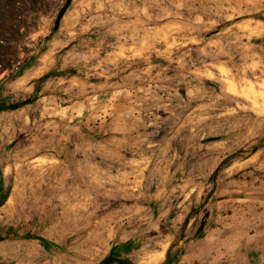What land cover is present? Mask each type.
I'll return each instance as SVG.
<instances>
[{
  "label": "rangeland",
  "instance_id": "obj_1",
  "mask_svg": "<svg viewBox=\"0 0 264 264\" xmlns=\"http://www.w3.org/2000/svg\"><path fill=\"white\" fill-rule=\"evenodd\" d=\"M65 2L50 0L20 48L53 31ZM257 17V0H72L49 60L72 45L61 66L79 76L51 79L35 102L0 113V264H100L123 242L134 264L170 247L163 264L190 253L207 259L191 264L218 263L238 231L264 230V148L248 152L264 136ZM42 73L5 94H32ZM116 103L125 114L109 109ZM241 149L217 174L223 202L195 216V232H207L177 239L186 201L210 191Z\"/></svg>",
  "mask_w": 264,
  "mask_h": 264
},
{
  "label": "trees",
  "instance_id": "obj_2",
  "mask_svg": "<svg viewBox=\"0 0 264 264\" xmlns=\"http://www.w3.org/2000/svg\"><path fill=\"white\" fill-rule=\"evenodd\" d=\"M49 7L50 0H0V113L17 110L35 102L39 98L40 93L48 81L51 79H68L73 76H79V72L75 67L63 68L61 66V58L63 54L72 46L69 45L63 50L57 52L55 55V64L46 73L33 81L34 92L32 94L24 95V97L20 98L16 97L14 94H5L6 84L8 82L15 81L17 78L25 74L26 71L37 66L39 64V59L47 51L50 42L57 36V31L53 30L46 37L39 39L36 45L32 48L26 49L20 48L19 46L25 38L37 31L39 20L45 15ZM256 19L264 21V18L262 19L257 17ZM235 22L236 21H230L223 26V28L229 27ZM253 43L257 46H264V38L255 39ZM262 60L263 63L256 71V75L263 78L264 57H262ZM235 64L236 66L230 65V67L233 69L234 73H237V71L240 70L238 65H241L239 59H237ZM247 77L253 80V76L250 73L247 74ZM262 148H264V136L258 138L257 142L250 147L248 152L255 153ZM245 151V149H241L221 161L217 169L210 177V182L214 187L204 194L203 199L198 206H193L191 208L190 213L181 226V229L178 230L179 233L176 237L177 239H198L207 232L208 228L203 229V225L200 226V230L195 232V223L191 229L188 228V224L193 217L198 216V214H201L204 211V207L211 200L215 199L217 174L229 167L232 160L238 158L240 154ZM7 195V192L0 195V206H2L6 201ZM39 239L46 246L49 244L52 245V243H49V241L44 238ZM170 249L171 247L166 253V262L171 261ZM100 264L134 263L126 261L123 257L116 258L113 254H111Z\"/></svg>",
  "mask_w": 264,
  "mask_h": 264
},
{
  "label": "crops",
  "instance_id": "obj_3",
  "mask_svg": "<svg viewBox=\"0 0 264 264\" xmlns=\"http://www.w3.org/2000/svg\"><path fill=\"white\" fill-rule=\"evenodd\" d=\"M258 3L264 2V0H257ZM60 41L59 37H55L53 38V40L50 42V45L47 49V51L41 56V58L39 59V64L31 69H29L28 71L25 72V74H23L21 77L23 76H27L29 75L31 72L35 73V72H44L46 73L53 65H51V62H49V54L51 55L52 52V46L57 42ZM58 52V51H56ZM45 56H48V61L47 63H44V59ZM55 59V57H54ZM42 66H44V68H42ZM42 68V69H41ZM40 70V71H39ZM46 70V71H45ZM42 73V75L44 74ZM40 76V75H38ZM125 104H119L116 103L113 107H109V109H114L113 113H118V114H125L124 112H118L119 110L123 109L122 107H124ZM129 109H131V106L128 107ZM124 110V109H123ZM112 113V114H113ZM114 132V131H111ZM107 134V131L105 132ZM191 198V196L188 197V195L186 196V200ZM202 196L200 199L198 200H194V202H187L185 204H187L186 209H187V213H186V217H184L183 222L185 221V219L187 218L188 214L190 213L191 208L194 206L195 203L200 204V201L202 200ZM195 199V197H194ZM227 201V200H226ZM223 202L222 199H220V195H218V197H216L214 200H211L205 207H204V213L206 214L205 218L206 220L208 219V217L210 216L209 214V210H214V208L218 209V206ZM185 208V207H184ZM213 208V209H212ZM214 212V211H213ZM209 214V215H208ZM264 214V211H263ZM220 216V215H219ZM204 219V220H205ZM173 219L171 218L170 221H172ZM195 220V217H193L189 224H188V228H191L193 222ZM167 221H164V223H166ZM261 224V223H259ZM233 226V225H228V227ZM261 227H250L247 228V230L245 232L242 231H238V234L240 235V237H238L237 239H234V244H232V247H230L228 249V251L226 252V259H221L222 262H218V263H211L209 262L208 264H264V260L263 257L260 254V250L263 247V243H264V239H262L264 237V230L261 231L260 229ZM264 228V227H263ZM212 230V228H211ZM206 234L209 235L210 231ZM196 231V230H195ZM242 238V239H241ZM196 241V240H194ZM236 242V243H235ZM120 246L118 244H115L110 251L108 252V254L103 258L106 259L108 258L111 254H113L114 257L116 258H121L124 254L125 251H127L130 247V243H126L123 242L121 247H117ZM126 248V249H125ZM232 249V250H231ZM163 259L162 261H160V264H163L166 261V253H164L163 255ZM202 259V260H207L204 257H201V255H194V253H190L188 255H182L180 258H178V260H176V262L172 263V264H185L184 262H188L187 264H191L192 260L195 259ZM102 260V261H103ZM101 261V262H102ZM144 264H148V263H144ZM194 264V263H192ZM198 264V263H195Z\"/></svg>",
  "mask_w": 264,
  "mask_h": 264
},
{
  "label": "water",
  "instance_id": "obj_4",
  "mask_svg": "<svg viewBox=\"0 0 264 264\" xmlns=\"http://www.w3.org/2000/svg\"><path fill=\"white\" fill-rule=\"evenodd\" d=\"M71 3H72V0H66L64 5L62 6V8L59 10V12H58V14L56 16V19L54 21V27H53L54 31H58L59 30L61 21H62L64 15H65V13L69 9Z\"/></svg>",
  "mask_w": 264,
  "mask_h": 264
},
{
  "label": "bare ground",
  "instance_id": "obj_5",
  "mask_svg": "<svg viewBox=\"0 0 264 264\" xmlns=\"http://www.w3.org/2000/svg\"><path fill=\"white\" fill-rule=\"evenodd\" d=\"M49 54V56H50V53H48ZM52 54V53H51ZM53 58V57H52ZM51 58V59H52ZM50 59V60H51ZM50 60H49V62H50ZM44 61V63L46 62L47 63V61H48V56L46 57L45 56V59L43 60ZM52 61V60H51ZM42 68H44V66H42ZM41 68V69H42ZM40 71V70H39ZM234 87V86H233ZM165 247V246H164ZM163 249V248H162ZM166 249V248H165ZM149 255H151V254H149ZM164 255V249L162 250V251H158V252H155V253H152V255L151 256H149V259H148V264H157V263H159L160 261H162V259H163V256Z\"/></svg>",
  "mask_w": 264,
  "mask_h": 264
}]
</instances>
